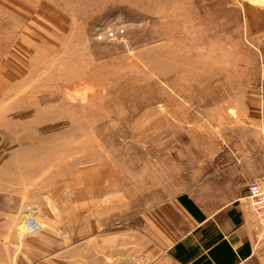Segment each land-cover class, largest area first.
Here are the masks:
<instances>
[{
    "label": "rangeland",
    "instance_id": "374dc122",
    "mask_svg": "<svg viewBox=\"0 0 264 264\" xmlns=\"http://www.w3.org/2000/svg\"><path fill=\"white\" fill-rule=\"evenodd\" d=\"M256 120L264 0H0V199L22 219L92 181L140 229Z\"/></svg>",
    "mask_w": 264,
    "mask_h": 264
},
{
    "label": "crops",
    "instance_id": "0c3cea01",
    "mask_svg": "<svg viewBox=\"0 0 264 264\" xmlns=\"http://www.w3.org/2000/svg\"><path fill=\"white\" fill-rule=\"evenodd\" d=\"M255 123L253 132L238 130L253 147L236 150L235 159L218 153L211 173L202 164L183 191L141 218L138 231L113 228L115 191L93 189L92 181L68 198H48L24 219V208L0 199V264H130V257L140 264H264V233L245 199L247 184L264 176V124ZM23 223L35 226L24 231Z\"/></svg>",
    "mask_w": 264,
    "mask_h": 264
},
{
    "label": "built area",
    "instance_id": "2783aa9c",
    "mask_svg": "<svg viewBox=\"0 0 264 264\" xmlns=\"http://www.w3.org/2000/svg\"><path fill=\"white\" fill-rule=\"evenodd\" d=\"M232 156H234V153ZM247 186L245 199L257 225L262 229L261 232L264 233V176L247 184Z\"/></svg>",
    "mask_w": 264,
    "mask_h": 264
},
{
    "label": "trees",
    "instance_id": "16d2710c",
    "mask_svg": "<svg viewBox=\"0 0 264 264\" xmlns=\"http://www.w3.org/2000/svg\"><path fill=\"white\" fill-rule=\"evenodd\" d=\"M178 202L181 203L185 209H187L190 214H192V216L196 217V218H200V217H197V214L196 212H198L196 210V208L194 207V204L187 198V196H180L177 198ZM204 264H208V263H204Z\"/></svg>",
    "mask_w": 264,
    "mask_h": 264
},
{
    "label": "bare ground",
    "instance_id": "6f19581e",
    "mask_svg": "<svg viewBox=\"0 0 264 264\" xmlns=\"http://www.w3.org/2000/svg\"><path fill=\"white\" fill-rule=\"evenodd\" d=\"M80 207V206H79Z\"/></svg>",
    "mask_w": 264,
    "mask_h": 264
}]
</instances>
